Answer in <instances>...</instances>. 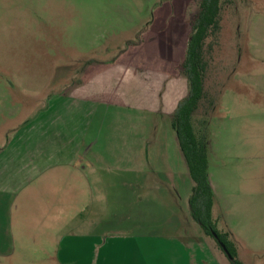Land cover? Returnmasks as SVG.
I'll list each match as a JSON object with an SVG mask.
<instances>
[{
  "label": "rangeland",
  "instance_id": "374dc122",
  "mask_svg": "<svg viewBox=\"0 0 264 264\" xmlns=\"http://www.w3.org/2000/svg\"><path fill=\"white\" fill-rule=\"evenodd\" d=\"M198 9L199 0H0V95L8 99L5 118L16 111L18 103L23 107L19 119L31 115L42 99L69 90L86 72L87 63L94 60H127L137 68L163 72L164 90L177 84L179 96L185 97L189 84L182 64ZM221 27L218 39L207 41L206 96L195 113L194 125L207 136L210 177L237 234L231 239L238 257L245 264H264V0H222ZM133 112L131 119L117 116L108 124L106 131L113 124L115 133L102 134V142L117 145L116 160L131 158L129 163L112 165L111 158V164L100 166L98 172L190 174L172 127V115L161 111L162 115L140 116ZM16 122L4 121L5 130ZM1 130L3 143L7 136ZM147 197L140 191L131 197L132 217L127 224L132 229H97L111 235L102 238L103 243L111 238L121 248L123 242L137 239L135 224L152 222L158 214H154L158 212L154 207L161 208L159 217L170 219L166 196L158 207L153 203L157 198L150 197L147 204ZM102 204L106 210L108 204ZM145 206L150 210L143 216ZM76 208L70 204V235L65 239L73 250L79 248L81 240L73 234H83L74 224L92 216L91 212L82 214V208L76 213ZM192 224L194 231L219 248L199 225ZM44 231H38V238ZM173 234L177 232L169 231L167 238L173 239ZM187 245L189 264H230L221 248L220 260L208 249L205 253L199 241ZM46 247L37 246L35 262L16 251L9 258L0 256V264H97L93 251L85 245L80 261L73 260L71 251H64L61 259H44Z\"/></svg>",
  "mask_w": 264,
  "mask_h": 264
},
{
  "label": "crops",
  "instance_id": "0c3cea01",
  "mask_svg": "<svg viewBox=\"0 0 264 264\" xmlns=\"http://www.w3.org/2000/svg\"><path fill=\"white\" fill-rule=\"evenodd\" d=\"M87 66L86 72L69 90L42 99L33 113L22 119H19L23 111L20 103L15 104L16 111L5 118L8 99L0 95V130H5L4 121L5 124L17 121L3 131L7 140L0 143V256L9 258L18 251L25 259L35 262L37 246L42 244L47 246L44 259L57 256L61 259L64 251H71L75 255L73 260L80 261L85 245L93 251L92 258L97 264L159 261L189 264L187 244L196 240L203 245L205 253L208 249L221 260L222 249L214 248L212 240L194 231L190 211L194 181L188 172H98L100 166L111 164V158L112 165L127 164L131 159L116 160L117 145L102 142L103 133L116 132L113 124L106 131L108 124L115 122L117 116L131 119L133 110L140 116L162 115V111L170 117L184 98L179 96L177 84L172 90H164L166 76L163 72L137 68L127 60H94ZM174 96H178L177 102L171 101ZM210 181L215 194L214 219L233 239L237 234L230 225L228 211L219 203L211 177ZM134 191L145 193L147 204L150 197L157 198L158 201H151L156 205L160 199L165 201L166 196L163 202L171 214L170 219L165 215L159 217L161 208L159 211L154 207L158 210L154 214H158L152 222L141 220L135 224V229L139 230L137 239L123 242L121 248L111 238L103 243L102 238L111 235H106L105 230L98 233L97 229H132L127 219L132 217ZM102 198L106 199L102 201ZM104 201L108 204L106 210ZM70 204L78 207L76 213L80 208L82 214L92 213L91 218L87 216L74 224L75 229L83 232L73 234L81 238L75 250L65 241L70 235L67 215ZM149 210L145 206L141 213L145 216ZM41 229L46 231L38 238ZM169 231L177 232L173 239L167 238Z\"/></svg>",
  "mask_w": 264,
  "mask_h": 264
},
{
  "label": "trees",
  "instance_id": "16d2710c",
  "mask_svg": "<svg viewBox=\"0 0 264 264\" xmlns=\"http://www.w3.org/2000/svg\"><path fill=\"white\" fill-rule=\"evenodd\" d=\"M222 0H199V9L192 22L182 73L189 84V92L172 114V127L188 165L194 187L190 211L194 221L211 236L230 260V264H245L231 239L230 232H221L214 219L215 194L209 175V148L207 136L194 125V116L205 98V75L208 68L206 45L221 32ZM224 244L231 257L222 248Z\"/></svg>",
  "mask_w": 264,
  "mask_h": 264
},
{
  "label": "water",
  "instance_id": "95a60500",
  "mask_svg": "<svg viewBox=\"0 0 264 264\" xmlns=\"http://www.w3.org/2000/svg\"><path fill=\"white\" fill-rule=\"evenodd\" d=\"M221 246H222V248L224 249V251L227 253V255H228L229 257H231V254L229 253L227 247H226L224 244H221Z\"/></svg>",
  "mask_w": 264,
  "mask_h": 264
}]
</instances>
